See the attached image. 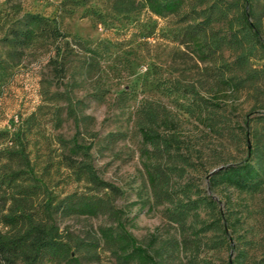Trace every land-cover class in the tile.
<instances>
[{
	"label": "rangeland",
	"instance_id": "1",
	"mask_svg": "<svg viewBox=\"0 0 264 264\" xmlns=\"http://www.w3.org/2000/svg\"><path fill=\"white\" fill-rule=\"evenodd\" d=\"M5 1L0 0V12ZM61 1L21 0L25 11L46 17L54 16ZM253 6L264 20V0ZM182 20L145 11L117 17L108 26L95 25L82 10L59 18L63 33L97 52L92 58L73 47L62 78L49 64L52 53L27 49L12 59L0 45V60L6 61L0 63V131L21 130L36 173L60 198L93 194L66 167L73 143L80 146L71 158L85 151L97 176L120 190L113 205L121 211L124 230L157 264H255L264 257V186L239 191L209 186L207 180L219 168L245 160L254 148L253 130L264 115V83L239 90L226 85L221 68L199 61L192 46L174 40L191 23ZM213 27L226 34L225 23ZM223 55L233 63L235 53L228 47ZM250 64L264 68V54L256 53ZM197 97L207 108L201 117L191 111L190 99ZM145 110L155 112L159 132L175 137L190 164L181 178L171 180L175 201L209 202L190 212L184 225L171 221L170 206L152 199L138 131ZM55 223L79 244L73 254L78 264H120L99 234L116 227L107 216L57 215Z\"/></svg>",
	"mask_w": 264,
	"mask_h": 264
},
{
	"label": "trees",
	"instance_id": "2",
	"mask_svg": "<svg viewBox=\"0 0 264 264\" xmlns=\"http://www.w3.org/2000/svg\"><path fill=\"white\" fill-rule=\"evenodd\" d=\"M255 1L260 0H62L55 6L54 16L46 17L25 11L21 0H6L0 12L3 14L0 45L6 49L5 56L12 59L19 58L27 49L52 53L49 64L62 78L73 47L84 50L92 58L97 52L80 39L63 33L59 18L82 10L83 17L95 25L108 26L117 17L128 18L144 11L156 17L181 15L184 23H191L174 40L186 49L192 46L199 61L221 68L222 76L227 75L226 85L246 89L264 83V68L256 69L250 64L256 53L264 54V20L253 6ZM198 7L205 8L197 10ZM186 8L188 12L184 13ZM217 22L225 23L226 34L214 29ZM224 47L235 53L232 64L224 58ZM197 99H190L191 111L201 117L207 108L203 109L201 102L197 104L200 98ZM157 121L152 110H145L138 118V131L145 146L141 155L147 160L143 167L154 203L170 206L167 211L171 221L184 225L190 212L209 202L203 198L188 199L185 203L175 201L171 180L176 176L181 178L190 164L180 152L175 137L159 132ZM257 122L252 134L254 148L248 151V157L210 174L209 186L221 184L239 191L264 186V115ZM79 149L74 142L66 157V167L93 194L72 193L60 198L36 173L21 130L0 131V264H78L73 254L79 244L71 235L61 232L55 223L57 215L107 216L116 227L100 229L99 234L118 263L157 264L124 230L121 211L113 205L120 190L97 176L85 151L79 159L71 158ZM255 264H264V257Z\"/></svg>",
	"mask_w": 264,
	"mask_h": 264
}]
</instances>
